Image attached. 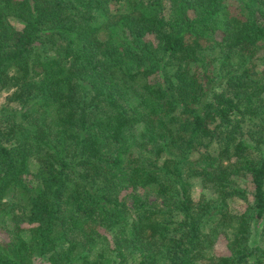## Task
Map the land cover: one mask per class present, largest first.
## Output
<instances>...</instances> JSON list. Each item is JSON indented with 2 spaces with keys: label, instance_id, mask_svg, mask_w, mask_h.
<instances>
[{
  "label": "trees",
  "instance_id": "16d2710c",
  "mask_svg": "<svg viewBox=\"0 0 264 264\" xmlns=\"http://www.w3.org/2000/svg\"><path fill=\"white\" fill-rule=\"evenodd\" d=\"M237 3L0 0V92L19 106L0 119V264H264V154L240 132H264V0ZM146 189L160 204L129 219Z\"/></svg>",
  "mask_w": 264,
  "mask_h": 264
},
{
  "label": "rangeland",
  "instance_id": "374dc122",
  "mask_svg": "<svg viewBox=\"0 0 264 264\" xmlns=\"http://www.w3.org/2000/svg\"><path fill=\"white\" fill-rule=\"evenodd\" d=\"M226 4H228L232 11H234V6H237V0H225ZM126 4L124 2H111L108 5V9L110 13H116V12H123L126 10ZM170 5L167 1H163V12L162 15L166 18V20H169L170 18ZM8 23L17 31H21L23 28V23L16 17H9ZM256 63L258 65V70H261L264 68V51L260 52L258 56L256 57ZM221 71V70H220ZM222 72V71H221ZM10 92L8 91H1L0 92V119L4 118V114L7 110H19V106L16 103H8L7 98L9 97ZM259 123L254 118L244 117L240 121V128H241V136L246 139L250 144H254L255 142H258L259 151L260 154H264V142H259V138L263 136L264 139V132L259 128ZM37 169V164L35 161L30 162V171L32 173H35ZM240 186L244 188L247 192V201L241 200L239 198H232L228 201V207L232 213L240 214L246 209V205H250L252 202V193L253 189L250 184V181L248 179H244L239 182ZM190 194L194 202L199 201L200 199H204L205 201H213L215 200V196L211 191L206 190L203 188L199 181L197 179L191 180V188H190ZM134 195L139 197L140 200L143 202L141 206H138L135 204L133 200H127V208L129 210L128 212V218L133 219L140 211L142 206H148V204H160V200L157 198L155 192L153 190H137L134 192ZM259 226H252L251 232L253 235V238L256 242L261 243V245H264V239L263 241L260 240V237L257 235V229ZM5 234L0 233V239H4ZM217 246L214 249V253L216 254H222L226 252L225 245L223 243V239L219 241V243L216 244ZM132 256L127 257V264L134 263Z\"/></svg>",
  "mask_w": 264,
  "mask_h": 264
}]
</instances>
